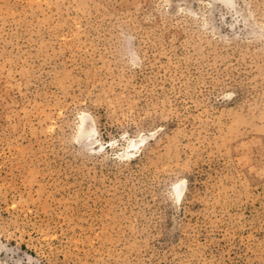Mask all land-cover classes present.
<instances>
[{
	"label": "rangeland",
	"instance_id": "rangeland-1",
	"mask_svg": "<svg viewBox=\"0 0 264 264\" xmlns=\"http://www.w3.org/2000/svg\"><path fill=\"white\" fill-rule=\"evenodd\" d=\"M0 264H264V0H0Z\"/></svg>",
	"mask_w": 264,
	"mask_h": 264
},
{
	"label": "bare ground",
	"instance_id": "bare-ground-1",
	"mask_svg": "<svg viewBox=\"0 0 264 264\" xmlns=\"http://www.w3.org/2000/svg\"><path fill=\"white\" fill-rule=\"evenodd\" d=\"M83 135V134H82ZM94 136V131L92 128H89L83 135V138H85L86 141H89L90 139H92ZM131 147H137V144L132 145V143L129 145L128 148ZM125 154H119V157H124ZM184 192V185L182 183H177L174 184L173 188H172V193L175 197L176 200H180L182 198Z\"/></svg>",
	"mask_w": 264,
	"mask_h": 264
}]
</instances>
